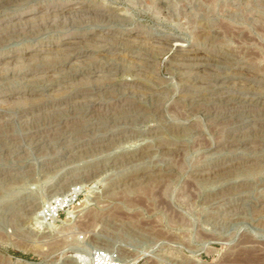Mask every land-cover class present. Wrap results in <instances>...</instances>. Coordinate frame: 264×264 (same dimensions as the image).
Returning a JSON list of instances; mask_svg holds the SVG:
<instances>
[{
  "label": "rangeland",
  "instance_id": "obj_1",
  "mask_svg": "<svg viewBox=\"0 0 264 264\" xmlns=\"http://www.w3.org/2000/svg\"><path fill=\"white\" fill-rule=\"evenodd\" d=\"M29 84L0 96V264H264V0H0V92Z\"/></svg>",
  "mask_w": 264,
  "mask_h": 264
},
{
  "label": "bare ground",
  "instance_id": "obj_2",
  "mask_svg": "<svg viewBox=\"0 0 264 264\" xmlns=\"http://www.w3.org/2000/svg\"><path fill=\"white\" fill-rule=\"evenodd\" d=\"M38 6H33L29 9H25V10H21V11H17V13L7 17L9 18V20H14V19H20V20H17V25L21 26V25H24L23 28L25 27H33L35 23H37V21H40L39 19H41L42 17L46 16L44 14H42L41 16H31V17H26V19H24V17L29 14L30 12L29 11H33L35 9H37ZM43 20V19H42ZM46 21V20H45ZM15 22V21H14ZM9 24V23H7ZM13 24V23H11ZM13 26V25H12ZM16 26V25H15ZM15 28V27H14ZM19 27H17V30ZM154 43V42H153ZM182 47V46H181ZM50 50V49H49ZM185 50V51H184ZM25 53V50H17V53H7V57H9V60H8V63L10 64L11 62L17 60V63H22L21 60H19L18 58L20 57L21 54H24ZM78 53L80 54V52L78 51ZM180 53L182 55H193V53H197V52H190L186 49H183L180 51ZM33 55V54H32ZM30 55V56H32ZM36 55V53H35ZM38 55V54H37ZM39 56V55H38ZM17 58V59H16ZM21 58V57H20ZM48 66V65H47ZM47 66H42V68H39V67H32V66H28V68H24L22 69V73L23 75H30L32 73H40V72H43V71H48L49 68ZM91 69V68H90ZM81 72V71H80ZM95 72V71H94ZM221 89V88H220ZM222 90V89H221ZM37 92V88L35 86H32L31 84L27 85V86H23L21 88H17V89H14V90H7V91H1L0 92V96L4 95V94H7L9 96H14L16 94H23V96L25 94H34ZM31 110L30 111H23V113H25L26 115L27 114H30ZM22 114V113H21ZM82 120V119H81ZM69 123V122H68ZM58 125V124H57ZM65 125V124H64ZM67 125V124H66ZM57 128V127H56ZM64 129V128H63ZM77 129V128H76ZM48 130V129H47ZM49 134V133H48ZM44 135V134H43ZM52 135V134H51ZM219 169V168H218ZM143 177V176H142ZM156 185H153V187H150L149 189H145V192L143 193H147V192H150L153 191L154 187ZM63 204V203H62ZM249 254H253V251L250 249V248H246L245 250H241L240 253L236 254L235 256L232 257L231 261L233 264H256L253 260H250L248 258H246V256H248ZM253 256V255H252ZM72 257V256H71ZM254 257V256H253ZM256 257V256H255ZM74 258V257H72ZM77 257L75 258V261H76ZM260 259V258H259ZM19 264H23L22 263V259H19ZM28 262V261H27ZM78 262V261H76ZM34 263V262H33Z\"/></svg>",
  "mask_w": 264,
  "mask_h": 264
}]
</instances>
